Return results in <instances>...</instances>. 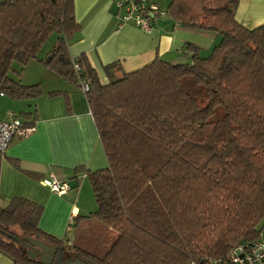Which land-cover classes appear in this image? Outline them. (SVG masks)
I'll return each instance as SVG.
<instances>
[{
	"label": "trees",
	"instance_id": "trees-1",
	"mask_svg": "<svg viewBox=\"0 0 264 264\" xmlns=\"http://www.w3.org/2000/svg\"><path fill=\"white\" fill-rule=\"evenodd\" d=\"M237 4L169 0L165 9L158 6L181 27L216 33L218 44L201 56L187 43L190 62L155 59L103 84L84 54L68 51L79 29L73 0H0V93L12 99L43 93L38 82L9 75L13 63L20 75L31 58L77 87L85 81L107 161L104 168L75 171L86 173L96 204L87 217L100 231L84 246L42 231L39 204L23 197L0 202V253L12 264H43L19 241L35 235L87 264H201L261 235L264 22L239 23ZM155 17L161 16L152 14L151 22ZM111 67L116 64L104 68ZM48 94L67 98L66 91ZM21 117L32 125L35 113Z\"/></svg>",
	"mask_w": 264,
	"mask_h": 264
},
{
	"label": "crops",
	"instance_id": "crops-1",
	"mask_svg": "<svg viewBox=\"0 0 264 264\" xmlns=\"http://www.w3.org/2000/svg\"><path fill=\"white\" fill-rule=\"evenodd\" d=\"M121 0H73L74 18L79 29L68 44L75 57L84 54L96 71L99 81L109 82V76L134 71L155 59L172 63L190 62L192 53L187 43L199 47V55L211 52L218 44L216 33L188 29L176 24L167 14L155 17L146 32L120 22L124 8ZM165 9L169 0H149ZM235 19L246 27L264 22V0H238ZM47 51V49H45ZM116 64L105 70V66ZM21 83L38 82L43 93L34 98L12 99L0 93V119H9L22 112H34V131L15 137L5 150L0 163V202L9 204L14 197L29 199L41 206L39 228L57 238H66L74 228L71 224L90 219L96 204L85 171L107 165L103 146L79 87L31 58L21 73ZM52 90L66 91L49 95ZM9 158L16 159L14 166ZM53 175L59 181H69L70 188L62 194L52 192L41 180ZM76 175V176H75ZM88 182H86V180ZM261 235L264 236V229ZM0 264H12L0 253Z\"/></svg>",
	"mask_w": 264,
	"mask_h": 264
},
{
	"label": "built area",
	"instance_id": "built-area-1",
	"mask_svg": "<svg viewBox=\"0 0 264 264\" xmlns=\"http://www.w3.org/2000/svg\"><path fill=\"white\" fill-rule=\"evenodd\" d=\"M118 6L124 8L120 22H130L148 32L151 29V15L159 16L165 13L158 5L149 0H121ZM77 69V65H74ZM79 89L83 93L87 90L85 81H79ZM34 125H24L16 116L9 119H0V152L4 153L9 143L15 137H23L34 131ZM41 182L54 193L62 194L70 188L69 181H59L53 175ZM190 264H195L191 262ZM201 264H264V236L259 235L247 243H238L232 247L224 258H211Z\"/></svg>",
	"mask_w": 264,
	"mask_h": 264
},
{
	"label": "rangeland",
	"instance_id": "rangeland-1",
	"mask_svg": "<svg viewBox=\"0 0 264 264\" xmlns=\"http://www.w3.org/2000/svg\"><path fill=\"white\" fill-rule=\"evenodd\" d=\"M54 41V38L51 36L43 45L39 55L40 56H45L46 52L45 49H49L51 43ZM210 52H208L207 54H202L204 56L208 55ZM12 70L9 72V75L14 78L17 79L19 81H21V74L17 75L16 72H20L21 68L17 63H13L12 65ZM25 69V66L23 68V70ZM106 167V166H105ZM86 182L87 179H85ZM73 226V227H72ZM98 223H95L94 219H88V220H82V221H78L76 225L71 224V227L74 228V232L72 230L67 232V237H69L70 242H72L73 244H79V245H85L90 243L91 238L96 239V237L99 236V227ZM93 235V237L91 236ZM66 247V246H65Z\"/></svg>",
	"mask_w": 264,
	"mask_h": 264
},
{
	"label": "water",
	"instance_id": "water-1",
	"mask_svg": "<svg viewBox=\"0 0 264 264\" xmlns=\"http://www.w3.org/2000/svg\"><path fill=\"white\" fill-rule=\"evenodd\" d=\"M27 248V255L33 260H39L43 264H51L55 257V264H58L63 257L62 252H57V247L47 244L40 239L38 235L33 237H25L24 240L19 239ZM62 264H87L79 258L63 261Z\"/></svg>",
	"mask_w": 264,
	"mask_h": 264
},
{
	"label": "flooded vegetation",
	"instance_id": "flooded-vegetation-1",
	"mask_svg": "<svg viewBox=\"0 0 264 264\" xmlns=\"http://www.w3.org/2000/svg\"><path fill=\"white\" fill-rule=\"evenodd\" d=\"M25 246V245H24ZM26 248V253H27V250L28 248L25 246ZM60 250L57 249V252H59ZM61 252V251H60ZM66 260H69L68 257H66V255L64 254L63 257L60 259V261L58 262V264H62L63 261H66ZM51 264H55V257H54V260L52 261Z\"/></svg>",
	"mask_w": 264,
	"mask_h": 264
}]
</instances>
